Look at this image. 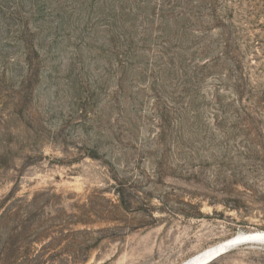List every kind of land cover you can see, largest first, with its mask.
Returning <instances> with one entry per match:
<instances>
[{"label":"rangeland","instance_id":"rangeland-1","mask_svg":"<svg viewBox=\"0 0 264 264\" xmlns=\"http://www.w3.org/2000/svg\"><path fill=\"white\" fill-rule=\"evenodd\" d=\"M264 264V0H0V264Z\"/></svg>","mask_w":264,"mask_h":264},{"label":"bare ground","instance_id":"bare-ground-1","mask_svg":"<svg viewBox=\"0 0 264 264\" xmlns=\"http://www.w3.org/2000/svg\"><path fill=\"white\" fill-rule=\"evenodd\" d=\"M241 237L245 238V237H251V236L246 235V234H238L237 236H234V237L229 238L225 241H222L220 243H217L215 245H212L210 247L205 248L204 250L196 253L195 255H193L192 257H190L186 261H184L183 264H197V263L202 262L203 260H205L207 258H210L213 254L217 253L218 251L226 250L225 252H227L230 248L234 247L233 243L235 242V240H237ZM254 237H256L258 239H263V238H260L257 236H254ZM225 252H223V254ZM218 256L214 257L212 260L216 259ZM212 260H210L209 262H211ZM208 263H206V264H208Z\"/></svg>","mask_w":264,"mask_h":264},{"label":"water","instance_id":"water-1","mask_svg":"<svg viewBox=\"0 0 264 264\" xmlns=\"http://www.w3.org/2000/svg\"><path fill=\"white\" fill-rule=\"evenodd\" d=\"M257 240H260L254 236H251V237H245V238H239L237 240H235V242L233 243L234 245H237V244H240L241 242H250V241H257ZM226 250H222V251H218L217 253L213 254L210 258H207L205 260H203L202 262H199L197 264H206L208 263L210 260H212L214 257L222 254L223 252H225Z\"/></svg>","mask_w":264,"mask_h":264},{"label":"trees","instance_id":"trees-1","mask_svg":"<svg viewBox=\"0 0 264 264\" xmlns=\"http://www.w3.org/2000/svg\"><path fill=\"white\" fill-rule=\"evenodd\" d=\"M214 260H215V259H214ZM211 262H212V261H211ZM211 262H210V263H211Z\"/></svg>","mask_w":264,"mask_h":264}]
</instances>
